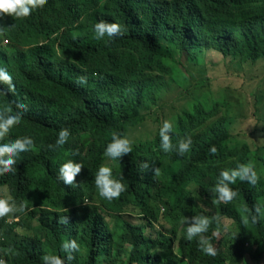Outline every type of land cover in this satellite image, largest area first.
Masks as SVG:
<instances>
[{
  "label": "trees",
  "instance_id": "trees-1",
  "mask_svg": "<svg viewBox=\"0 0 264 264\" xmlns=\"http://www.w3.org/2000/svg\"><path fill=\"white\" fill-rule=\"evenodd\" d=\"M100 20L120 24L123 35L97 39L94 26ZM0 29V67L11 74L16 89L0 94V111L11 106L14 113L16 101L28 106L0 143L24 136L34 141L29 151L15 157L14 173L0 176V189L16 204L26 203L25 211L13 218L37 224L32 239H19L14 233L24 222L0 219V259L6 264H43L45 253L64 258L60 246L72 239L79 251L71 264H244L246 255L255 262L264 258V218L255 224L242 222L245 206L261 204L264 212V174L255 186L239 180L230 184L238 192L232 202H215L219 172L249 161L248 145H226L231 138L223 117L231 101L226 94L209 97L208 76L199 96L188 92L191 67L202 66L208 74V53L237 59L242 67L264 61V0H47L28 17L0 16ZM184 64L189 67L179 68ZM81 76L87 78L84 85L77 83ZM7 88L0 84V89ZM164 91L195 102L178 115L171 133L174 146L190 136L191 149L183 156L175 148L164 152L161 126L154 122L158 127L152 138L146 134L147 142H133L130 154L114 160L121 169L113 178L122 177L126 191L111 201L100 197L95 177L112 132L130 138L137 126L154 119ZM254 97L263 106L257 116L261 128L255 131L262 148L264 88ZM61 127L70 129L67 142L49 149ZM211 146L217 149L215 155ZM69 160L84 167L73 185L58 179L60 166ZM261 160L264 167V156ZM84 197L90 202L84 203ZM198 200L215 207V216ZM129 210L148 217L140 224L128 222L121 214ZM179 212L214 218L204 235L216 247L215 256L199 249L198 237L187 239L184 223L163 236L161 229ZM106 215L113 220L111 228ZM62 217L67 224L59 222ZM224 220L236 233L222 249L214 233ZM155 223L161 229L148 234L146 226L154 228ZM166 238H177L176 252L166 246ZM161 249L168 253L160 255Z\"/></svg>",
  "mask_w": 264,
  "mask_h": 264
},
{
  "label": "clouds",
  "instance_id": "clouds-1",
  "mask_svg": "<svg viewBox=\"0 0 264 264\" xmlns=\"http://www.w3.org/2000/svg\"><path fill=\"white\" fill-rule=\"evenodd\" d=\"M47 3V0H0V16L9 15L15 16L16 18L28 17L33 9L42 8ZM2 31V29H0ZM94 32L97 39L103 38L105 35L108 37H115L123 35L121 25L114 22H107L100 20L94 26ZM7 45V41L2 42L1 49L5 50L4 47ZM77 83L84 85L87 83V78L84 76L78 77ZM0 84L8 85L7 90L0 89V94L7 96L9 92L15 93V84L11 74L3 67H0ZM27 105L23 101H16L15 108L17 111L13 113L11 106L3 111H0V140H4L9 134L10 130L18 125L24 113L27 111ZM173 131V122L170 120H164L162 126L159 128L160 146L164 152H171L174 150L178 155L183 156L188 152L192 145V138L186 137L178 141L177 145L174 146L172 143L171 133ZM70 129L67 127H61L58 131V138L54 145H49V149L63 146L70 136ZM34 146V141L29 136L18 137L14 140H9L6 143H0V176L8 173H14V165L16 164L15 157L25 151H29ZM133 150V142L121 133L113 131L111 134V142L107 144L104 155L112 160H121L122 157L130 154ZM212 155L217 153L215 146H211L209 149ZM73 155L78 154L73 151ZM144 169H147L149 165L144 163L142 165ZM83 164L79 162H68L62 164L59 168L58 179L62 180L65 185L77 184L75 182L76 176L81 173ZM154 172L159 173V169L155 168ZM120 179H114L112 176V169L106 165L99 167L96 177L95 184L100 197L106 200L118 199L124 191H126L125 184ZM260 179L255 162L249 160L247 163L239 164L235 169H222L219 172V178L215 185V192L217 193L216 203H230L238 195V192L233 188L229 187L230 184H235L237 180L241 182H247L255 186ZM261 204H254L252 208L245 206L242 212L245 215L242 216V222L248 224L249 222L255 224L258 223L261 218H264V212L261 211ZM26 209V203L22 202L17 206L14 199L11 197L4 199L0 198V219L14 214L17 212H24ZM67 211V210H66ZM214 218L207 216H195V217H183L182 223L187 225V239L192 240L194 237H198V247L205 254L209 256H215L217 254L216 247L211 243L210 237L204 235L212 224ZM12 221H19V218H13ZM61 224H67V217H62L59 221ZM37 226V224H36ZM35 227V226H33ZM33 227L30 228L31 234L26 235V239H32ZM19 231V230H18ZM16 231L14 234L21 239ZM236 233V232H234ZM217 237L219 236V230L214 233ZM61 251L65 253V257L61 258L59 255H49L47 253L42 257L43 264H71L74 259L73 253L79 251V244L75 239L66 240L62 242L60 246ZM12 251L11 248L8 250ZM0 264H6L3 259H0Z\"/></svg>",
  "mask_w": 264,
  "mask_h": 264
},
{
  "label": "rangeland",
  "instance_id": "rangeland-1",
  "mask_svg": "<svg viewBox=\"0 0 264 264\" xmlns=\"http://www.w3.org/2000/svg\"><path fill=\"white\" fill-rule=\"evenodd\" d=\"M237 59L230 60L228 58H224L217 53H208L206 54L205 63L208 66V74L205 75L203 73V68H190V80L188 92L192 97H197L201 94L202 90L205 89L203 86V80L208 76L210 78V90L211 94L209 97L211 99L218 98L223 94H226L227 98L231 101L230 106L227 108L228 115H226V128L230 134V141H226V145L228 148H241L244 144L248 145L249 148V160L255 162V167L259 177L264 174V167L262 164L261 156H264V147L263 141L259 135L255 134V131L261 128L257 119L258 111L262 112L261 107L255 104L254 94L259 90L264 88V61H259L254 64V66L246 65L242 67ZM237 63V65H236ZM189 67V65L184 64L180 65L179 68L185 69ZM160 103L161 108L153 110L154 119H149L146 122H143L132 132L131 137L128 138L132 142H147L148 137L152 138L153 134L157 131V127L159 124L162 126L164 120H170L173 122V127L175 126V119L178 115L185 111L191 110L195 105L194 101L191 99H183L177 98L176 94H169L164 91L160 95ZM156 122L157 124H155ZM152 130V132H149ZM148 137H147V135ZM256 141V145L254 146V142ZM256 149H255V148ZM106 165L112 169V176L114 177L115 173L119 172L121 167L114 160L109 157H105L100 164V166ZM9 196L7 194L6 189H0V198L7 199ZM93 199H95L96 195L93 193ZM203 208L212 212V215L215 216V207L208 206L202 200H198ZM84 203H89V198L84 197ZM21 204V203H20ZM20 204H17L19 206ZM189 207L185 209L187 211ZM140 211H126L121 214V217L131 223L140 224L143 222V219L148 216H141ZM162 208L157 213L158 220L162 216ZM183 213L179 212L175 214V217L172 222L166 223L161 229L158 224H154V228L150 226H146V232L148 234H156L157 230L163 232V236L168 237V229L173 227H182V218ZM8 221L12 220V214L5 216ZM22 222H24L25 227L22 230H19L17 234L20 235H30V228L36 226V222L23 220L19 217ZM150 218V217H149ZM105 222L111 228L113 224V220L110 216H105ZM236 232L235 226L230 222L224 220L220 223L219 227V236L215 235V243L220 242L221 248L224 249L223 245L227 239L234 235ZM179 235L177 236V238ZM176 238V239H177ZM176 239L173 241L168 240L167 238L164 242L167 244L166 246L170 248L171 251H177V242ZM223 243V244H222ZM160 255H166L168 253V249L158 250ZM244 264H264V258L259 262H255L249 255L244 257Z\"/></svg>",
  "mask_w": 264,
  "mask_h": 264
}]
</instances>
